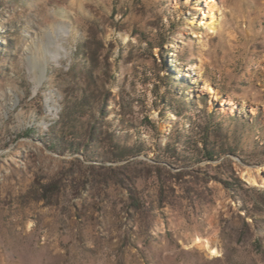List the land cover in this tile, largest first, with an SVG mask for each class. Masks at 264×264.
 Listing matches in <instances>:
<instances>
[{
    "label": "rangeland",
    "instance_id": "rangeland-1",
    "mask_svg": "<svg viewBox=\"0 0 264 264\" xmlns=\"http://www.w3.org/2000/svg\"><path fill=\"white\" fill-rule=\"evenodd\" d=\"M0 264H264V0H0Z\"/></svg>",
    "mask_w": 264,
    "mask_h": 264
},
{
    "label": "bare ground",
    "instance_id": "bare-ground-1",
    "mask_svg": "<svg viewBox=\"0 0 264 264\" xmlns=\"http://www.w3.org/2000/svg\"><path fill=\"white\" fill-rule=\"evenodd\" d=\"M210 14L211 15H207L205 13L204 20L206 19L207 20L206 22H203V25H206L207 27H209L212 32H216L217 26H218V18L216 15L215 6L211 8ZM67 33L68 32L65 28L61 29V37L63 40H66ZM48 55H49L48 61L46 60L47 62L44 64L42 76L39 79H37L35 90H37L43 84V82L47 79L46 74L48 72L49 63L51 62L54 64V66L59 67L62 59L68 55V52L66 48L63 46V44H58L57 49L55 51H52V52L48 51ZM246 180L251 185H258V182H259L257 177H255L251 172H247ZM194 244L201 245L204 249L209 251L210 255L212 256L219 255L218 249L215 248L213 242H211L210 240L197 238L195 239Z\"/></svg>",
    "mask_w": 264,
    "mask_h": 264
}]
</instances>
